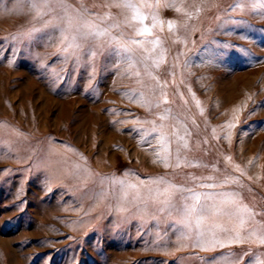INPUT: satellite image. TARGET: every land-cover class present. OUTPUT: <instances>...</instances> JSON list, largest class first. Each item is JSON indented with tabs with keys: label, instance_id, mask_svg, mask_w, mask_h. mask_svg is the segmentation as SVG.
<instances>
[{
	"label": "rangeland",
	"instance_id": "obj_1",
	"mask_svg": "<svg viewBox=\"0 0 264 264\" xmlns=\"http://www.w3.org/2000/svg\"><path fill=\"white\" fill-rule=\"evenodd\" d=\"M119 3L0 0V264H264V5Z\"/></svg>",
	"mask_w": 264,
	"mask_h": 264
},
{
	"label": "snow or ice",
	"instance_id": "obj_2",
	"mask_svg": "<svg viewBox=\"0 0 264 264\" xmlns=\"http://www.w3.org/2000/svg\"><path fill=\"white\" fill-rule=\"evenodd\" d=\"M28 2L32 3L33 7H35V0H28ZM46 2H47V0H45V3ZM250 2L253 4L254 8H255V5L257 3H260V4L264 5V0H250ZM237 6H240V5H237ZM117 7H126V8H129V9H132V12H133V17L132 18L134 20L139 21V23L142 25V27L136 29V32H137L138 35H140V34H150V28L145 25V20L147 19V17L143 16L140 13V10L138 8H136V6L133 3H131V0H121V3L117 4ZM155 22H156V17L153 16V23L155 24ZM168 24H169V28L171 29L173 27V22L169 21ZM69 26L71 27V22H69ZM88 34H92V33H88ZM95 35L99 36V35H103V33L96 32ZM75 39L76 38L73 37V41ZM134 43H141V42L140 41H134ZM151 43H159V41H154V42H151ZM70 46H77L78 47V45H70ZM145 67L147 68V64L145 65ZM137 75H139L138 72H137ZM161 119H163V117H161ZM121 183L123 184L124 182L121 181ZM201 186L202 187H215L216 185H201ZM180 190L181 191H189V192H191V189H180ZM193 197L198 199V194L193 193ZM249 215L251 217V214H249ZM240 223L243 224L244 221L241 219ZM254 234H255V230H253V232L250 233V235H254ZM257 238H258L259 243L264 244V233H261ZM236 239H240L239 235H237Z\"/></svg>",
	"mask_w": 264,
	"mask_h": 264
},
{
	"label": "crops",
	"instance_id": "obj_3",
	"mask_svg": "<svg viewBox=\"0 0 264 264\" xmlns=\"http://www.w3.org/2000/svg\"><path fill=\"white\" fill-rule=\"evenodd\" d=\"M220 212V210H213V211H211V212H209L210 214H212V215H210L209 217H208V221L206 222H202L203 224H205V223H209V224H211V225H218V226H222V227H225V226H230V225H236V226H238V225H240V226H242L243 228H245V221H244V219H243V221H244V223L243 224H241L240 223V221H238V222H236L235 220H230V222H229V220H227V219H224L223 218V216L221 215V212ZM197 216H198V214H197ZM190 217H194L193 215H191V216H189V218ZM231 219V218H230ZM189 223H191V220H190V222ZM249 227H250V231H248L249 233H238V235L240 236V239H237V240H240V241H244V239H246V237H248V235H249V238H255V237H257V236H259V234H260V231H261V227H260V225H259V223L258 222H256V220H251V222H247L246 223ZM253 230H255V234L254 235H250V233H252L253 232ZM236 237H237V235H236ZM236 237H235V239H236ZM224 238V237H223ZM222 238V236H220L219 235V238L217 239V240H221V239H223ZM217 240H215L216 242H217ZM217 245V244H216Z\"/></svg>",
	"mask_w": 264,
	"mask_h": 264
}]
</instances>
